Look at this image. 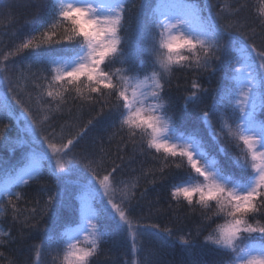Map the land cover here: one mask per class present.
<instances>
[{
    "label": "snow or ice",
    "instance_id": "obj_1",
    "mask_svg": "<svg viewBox=\"0 0 264 264\" xmlns=\"http://www.w3.org/2000/svg\"><path fill=\"white\" fill-rule=\"evenodd\" d=\"M15 6L0 2V16H12ZM247 6V0H27L32 21L15 34L14 48L0 50V145L20 150L14 163L0 160V218L10 211L22 229L36 228L53 213V227L33 246L35 264H45V253L52 264H96L113 238L112 225L129 238L131 255L140 254L131 264H166L160 250L177 241L189 254L186 264H206L193 255L198 248L216 254L212 264H264V119L258 118L264 115V7L249 21L242 17ZM189 72L223 74L216 89L192 80L184 97L187 109L214 92L201 113L212 143L182 127L184 116L169 114L165 97L173 79ZM57 114L68 117L59 126ZM5 120L16 125L17 138L8 136ZM93 131L91 144L81 148ZM105 137L119 139L120 161L131 145L133 153L161 162L162 180L166 168L182 173L168 181L169 199L201 213L195 235L141 222L136 209L147 189L137 195L139 177L124 179L122 164L108 166ZM225 145L237 152L222 163ZM45 174L54 178V194L42 188L43 203L36 199L22 210L24 197L15 189ZM15 239L0 230V249ZM145 240L159 248L146 249Z\"/></svg>",
    "mask_w": 264,
    "mask_h": 264
},
{
    "label": "trees",
    "instance_id": "obj_2",
    "mask_svg": "<svg viewBox=\"0 0 264 264\" xmlns=\"http://www.w3.org/2000/svg\"><path fill=\"white\" fill-rule=\"evenodd\" d=\"M2 3H13L16 5L12 9V16L4 15L0 16V50H9L15 47L16 41L15 34L18 30H26L28 24L32 21L35 14L34 9L24 7L27 0H0ZM216 3L213 5H216ZM247 8L242 13V17L251 21L256 13L257 7H264L260 4V0H247ZM216 8L213 7V12ZM259 43V41H258ZM145 59V66H147V57ZM119 67V65H117ZM36 69L33 68V71ZM222 73H217L209 77L208 73H177L178 78L173 79V87L166 95V100L170 99L171 108L169 114H176L184 116L186 124L182 123V127L189 131L198 130L205 135V139L212 143L211 138L206 135L205 125L201 121V113L206 110L212 103L211 97L214 92L210 91L204 96L202 103L198 106L189 105L187 109L184 108V97L189 94L191 88V81L196 79L205 88L216 89L221 86ZM210 78V79H208ZM179 84V88L176 85ZM84 121L90 118L89 113L84 111L80 114ZM66 114H57L55 123L57 126L63 123L67 119ZM259 119H264V115H260ZM215 123V118H213ZM4 123L11 124L8 130V136L11 139L17 138L19 130L12 121L5 120ZM96 136V132L89 133V136L82 143L81 148L90 145L93 138ZM119 139H115L112 142L105 137L103 148L109 154L108 166L111 167L112 162L123 165V171L121 173L124 179H134L139 177V187L137 188V195L147 189L145 197L140 201L139 207L136 209V215L141 217V222L159 223L161 227H171L175 234H184L189 231L195 235L197 228L202 227V217L199 211H192L188 207H177L175 201L169 199V183L168 181L173 177H179L181 172L172 168L165 169V179H161L159 171L161 162L151 158H145L139 151L133 153L131 145L121 155L124 156V160L117 159V145ZM215 147H219L218 145ZM228 157L219 156L218 158L222 163L226 159L230 158L237 150L232 145H225ZM80 149L78 148L77 151ZM135 155L134 159H131ZM20 156V150L16 153H10L7 146L0 145V160L9 162H15ZM131 161V162H130ZM135 169V171H133ZM153 172H155L156 183L153 184ZM42 188H48L55 190L54 178L45 174L38 182L30 183L29 186L15 189L23 194V201L20 202V208L22 210L35 207L36 199H39L41 204L46 199V193L42 191ZM24 215L27 213L24 212ZM63 214L66 218L72 216L71 209H64ZM53 213L49 212L46 216L39 220L36 228H21L20 223H14L12 220L11 212L0 218V230L11 231L16 238L14 243L9 244L6 248L0 249L4 256L0 257V264H10V261H16V264H35L36 257L33 249L34 245H39L44 239V230L51 229ZM222 222V221H221ZM113 230V238L103 245L104 254L96 259V264H131L133 260H139L140 254L133 257L129 251V238L122 234L116 233L114 225L110 226ZM212 227H215L213 224ZM211 228L205 230L207 235ZM175 240V235L173 236ZM199 240H203V235L199 237ZM144 247L146 249H158L159 245L156 241H144ZM161 258L166 264H186L190 259L188 252L177 241L172 248L161 249ZM193 255L200 259L202 258L206 264H212L217 258L216 254L211 249H194ZM45 264H52V257L46 253L42 256Z\"/></svg>",
    "mask_w": 264,
    "mask_h": 264
},
{
    "label": "bare ground",
    "instance_id": "obj_3",
    "mask_svg": "<svg viewBox=\"0 0 264 264\" xmlns=\"http://www.w3.org/2000/svg\"><path fill=\"white\" fill-rule=\"evenodd\" d=\"M216 1H217V0H212V4H213V3L215 4ZM208 79H210V78H208ZM0 94H2V90H0ZM182 123H183V124H186V120H183ZM144 157H145V158L147 157L148 159L151 158V156H146V155H145ZM201 235L205 236L206 234H205V232H203Z\"/></svg>",
    "mask_w": 264,
    "mask_h": 264
}]
</instances>
